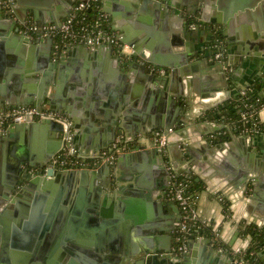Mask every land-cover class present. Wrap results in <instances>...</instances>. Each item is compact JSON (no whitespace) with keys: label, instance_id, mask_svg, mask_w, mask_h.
Listing matches in <instances>:
<instances>
[{"label":"crops","instance_id":"obj_1","mask_svg":"<svg viewBox=\"0 0 264 264\" xmlns=\"http://www.w3.org/2000/svg\"><path fill=\"white\" fill-rule=\"evenodd\" d=\"M59 1L38 14L30 11L25 20L40 28L58 23L56 14L65 19L77 5ZM101 1L110 30L132 50L138 42L146 58L138 57L139 65L111 46L64 44L57 54L50 36L31 37L36 47L20 46L10 28L0 41V108L34 106L26 99L36 102L52 49L53 61L61 55L65 60L54 70L42 107L72 121L78 153L89 158L128 144L113 164L54 168L50 185L13 187L15 161L46 157L48 165L61 146L49 158L57 140L31 129L0 139V264H235L231 252L247 250L251 240L244 228L264 233V140L242 132L236 122L208 117V111L216 112L241 90L255 87L264 97V41L255 43L264 40V0H209L208 16L220 22L217 31L228 49L226 71L212 60V31L190 37L181 18L162 25L140 12L137 0ZM16 8H0L3 31L13 19L23 31L22 8ZM246 49L253 50L251 59ZM187 52L192 55L180 62ZM150 61L173 63L162 80L169 90L150 79ZM258 117L264 122V105ZM168 127L174 131L164 156L154 134ZM174 173L201 187L195 193L200 223L182 251L181 210L169 197ZM258 256L264 263V246Z\"/></svg>","mask_w":264,"mask_h":264},{"label":"built area","instance_id":"obj_2","mask_svg":"<svg viewBox=\"0 0 264 264\" xmlns=\"http://www.w3.org/2000/svg\"><path fill=\"white\" fill-rule=\"evenodd\" d=\"M4 7L7 12H12L11 0H3ZM86 10L91 12L94 10V19H90ZM22 30L25 35L34 36H52L55 39V49L58 54L61 52L64 44H87L108 45L115 47L119 53L130 56L133 52L132 48L122 41V37L109 28L106 14L102 10L101 0H85L79 2L74 12L67 16L61 24L50 23L39 28L32 20L27 19L21 23ZM217 30L214 31V40L211 48L213 49L212 60L221 65L224 71L228 70V49L225 40L219 36ZM161 72H164L162 70ZM240 93L244 95L245 90ZM241 119L244 123L250 122V127L241 129L245 133H264V122L258 117L256 111H244L241 113ZM32 122H57L62 125L61 147L57 157L51 161L48 167L58 168L60 170H74L94 168L102 163L115 162V158L119 153L128 150L127 142L117 144L110 149H106L90 156L89 158L82 156L75 149L72 143L74 134L72 121L56 111L48 108H38L35 106H17L11 108H0V133L4 134L9 128L20 123ZM174 128L168 127L158 130L155 135V143L162 155H167V147L170 136ZM172 168V166H170ZM30 173L35 174L36 169ZM186 186L177 181V175L172 174V187L169 192L171 200L175 201L181 210L180 229L181 235H178V250L182 251L186 248L188 238L193 234L182 235L183 232L190 230V226H197L200 221L198 219L195 195H189L185 192ZM223 200V198H222ZM219 238V233L216 231ZM245 249H237L231 252L232 260L235 264H251L246 258Z\"/></svg>","mask_w":264,"mask_h":264},{"label":"water","instance_id":"obj_3","mask_svg":"<svg viewBox=\"0 0 264 264\" xmlns=\"http://www.w3.org/2000/svg\"><path fill=\"white\" fill-rule=\"evenodd\" d=\"M2 1L3 0H0V8L3 6ZM13 1H14V4H12V7H14L15 9H20V8H16L17 6L22 8L20 15H18L19 17L18 20L20 21L25 20L30 11H35V13L38 14V11H39L38 9L40 7L51 8L53 6V3L57 4L60 2L59 0H13ZM66 1L68 3H72V5H75L76 3L78 4L81 0H76V1L66 0ZM137 2H138V9L140 12H147L151 15H154L157 19H159V21H161L162 25L163 24L166 25L168 20H171L174 23H177V21H180V18H181L182 22L186 24V27L183 26L184 32L187 33L188 36L190 37L191 35H194L195 33L199 31H206V32L212 31L211 33L214 36V31L217 30V25L218 23H220V22L211 20V18L208 16L207 6H211V3L209 0H137ZM1 12L2 10L0 9V13ZM249 15L250 14H248V16ZM55 18L57 19V22L61 24L64 19V15H61L60 13H58L56 14ZM7 26L8 28L6 31H3L2 28L0 27V41L1 39L3 40L2 36H4L7 33L8 29L10 28L12 32H14V35H15L14 41H17L20 44V46H24V44L28 43L32 45V47H36V42H34L29 36L25 35L23 31H20V27L18 26L17 20L13 19L12 25L11 24L9 25L8 23ZM262 32L263 31H261L260 33ZM127 37H128L127 39L130 38L129 36ZM48 39H49L50 48H51L54 38L50 36ZM258 39L256 40L255 43L261 45L260 43L264 40L263 39L258 40ZM122 41L125 42L126 40L122 38ZM137 43L138 42L136 41L134 42L135 45L133 44L134 45L133 53L131 54V57L133 59L131 60L132 66L134 64L139 65V63L137 62L138 57H141L143 58V60H146V58L143 55L139 54L140 52H139ZM98 46L99 45H95L94 47H98ZM252 51H253L252 49H249V50L246 49L244 55L248 56L251 59ZM258 54L259 53H256L255 55H258ZM51 55H52V49H50V52L48 53V55L45 57V60H44L45 62L48 63V70L44 72L45 76H43V78L41 79L40 93L38 95L36 102L34 101L29 102L30 98L26 99L27 104H32L34 106H37L38 108L42 107V104L44 102L45 95H46V90L47 88H49V86L52 84L54 80L53 78L54 70L58 69L59 66L63 64L65 60V55H64L61 58H57L55 61H53ZM191 55L192 53H189V52H187L186 55L183 54L182 56H180V62H183L184 60L186 61V59H188ZM185 56H186V59H185ZM148 65H149V68L147 69V73L151 75L150 79L153 80L154 82H157V81L161 82L162 85L167 89V87L165 86V83L163 82L167 80V78H169L170 74L172 73L169 67L172 66L173 63L171 64L158 63L157 64L154 61H150ZM161 67H166L164 73L162 74L159 73V70L161 69ZM34 70L35 71L30 72V74L32 73V76H35V74L39 70V67H36V69ZM158 73L161 74L160 77L159 75H157ZM157 78L158 79L160 78V79L158 80ZM179 100L181 104L182 100L181 99ZM240 119H241V116H240ZM23 129H31L34 135L38 131H40L41 134H44V135L46 134L47 136H51L57 140L56 143L54 142L52 144V147L49 150V153H48L49 158L61 146V133H62L63 127L61 124L57 122H45V123L32 122L31 124L29 123L16 124L15 126L11 127L7 131L6 135L4 134L0 135V139L3 138V140H5V138L7 137H14L15 134L19 133ZM256 136H260L259 139L264 140V133H256ZM46 159H47L46 157L45 158L43 157L42 159H38L37 161H30V160L15 161L14 164L16 165V167H19L18 169L19 174L14 180L11 181V185L13 187L14 186H25V185L27 187H34L40 184L50 185L53 177L56 175L55 169L53 167H50V169L47 171L41 170L38 174H35V175L30 173L34 168H37L38 166L42 167L46 163ZM24 163L27 164L28 166L27 168H22V166L20 165ZM109 168L111 170V165L109 166ZM85 171L88 172V170H85ZM4 198L8 199L10 198V195L6 194ZM175 204L177 203L175 202ZM199 235L202 236L203 235L202 232H200ZM99 246L100 245L98 244V247ZM148 259L150 260V258Z\"/></svg>","mask_w":264,"mask_h":264},{"label":"trees","instance_id":"obj_4","mask_svg":"<svg viewBox=\"0 0 264 264\" xmlns=\"http://www.w3.org/2000/svg\"><path fill=\"white\" fill-rule=\"evenodd\" d=\"M86 11L88 12L90 19H94V10L91 12H89V10ZM259 90L260 89L253 87L251 89H247L244 95L240 93L236 94L230 103L228 102L222 105L216 110V112L214 109L209 110L208 117L228 122H236V124L239 126V130L244 127H250V122L244 123V121L240 119V116L242 112L249 110L256 111L258 114L260 108L264 105V97L261 95ZM177 181L186 186V194L195 195V193L201 189L199 184L193 178H186L184 176L177 175ZM197 226H190V230L183 232L182 235H189L190 232L193 234L196 233ZM198 229L199 231L204 232L199 227ZM178 235H181V232H179ZM243 235L249 236L251 239L249 247L246 250V258L251 264H264L258 256L259 252L264 246V233L249 225L244 228ZM218 243L219 242L217 241V244Z\"/></svg>","mask_w":264,"mask_h":264},{"label":"flooded vegetation","instance_id":"obj_5","mask_svg":"<svg viewBox=\"0 0 264 264\" xmlns=\"http://www.w3.org/2000/svg\"><path fill=\"white\" fill-rule=\"evenodd\" d=\"M2 2H3V1H2ZM63 20H64V19H63ZM62 22H63V21H62ZM58 24H59V23H58ZM84 45H86V46H90V45H87V44H84ZM94 46H95V45L90 46V47H94ZM103 46L108 47V45H104V44H103ZM61 54H62V53H61ZM61 54H60V55H61ZM61 56H62V55H61ZM61 56H59L58 58H61ZM63 56H64V55H63ZM130 57H131V56H130ZM131 58H132V57H131ZM35 107H37V106H35ZM41 108H42V107H41ZM9 129H10V128H9ZM9 129H8V130H9ZM8 130H7V131H8ZM7 131H6V132H7ZM6 132H5V133H6ZM73 132H74V131H73ZM72 139H73V136H72ZM50 164H51V163H49L48 165L44 164L42 167H39V166H38L37 168H34V169H36V173H35V174H38L41 170H45V171L49 170L50 167H48V166H49ZM74 170H77V169H74ZM31 174H32V173H31ZM35 174H33V175H35Z\"/></svg>","mask_w":264,"mask_h":264}]
</instances>
